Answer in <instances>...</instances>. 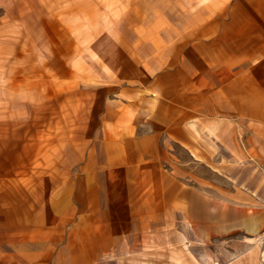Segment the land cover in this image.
<instances>
[{"label":"crops","instance_id":"0c3cea01","mask_svg":"<svg viewBox=\"0 0 264 264\" xmlns=\"http://www.w3.org/2000/svg\"><path fill=\"white\" fill-rule=\"evenodd\" d=\"M66 1L83 71L0 18V264H256L264 192L194 170L264 175V0Z\"/></svg>","mask_w":264,"mask_h":264},{"label":"rangeland","instance_id":"374dc122","mask_svg":"<svg viewBox=\"0 0 264 264\" xmlns=\"http://www.w3.org/2000/svg\"><path fill=\"white\" fill-rule=\"evenodd\" d=\"M63 7L71 8L72 2L68 3L66 0H0V18L10 21H20L22 26L30 30L38 48L48 57L49 73L67 75L68 73H72L73 66L74 68H79L80 71L85 69L82 68L83 65L79 64H64L62 56L59 53L63 49L56 47L57 43L60 44L64 37L66 39L65 43L72 40L74 34L71 26L74 18L66 13L62 14ZM57 11H59V15L56 14ZM63 23L66 29L65 32L60 31V26ZM65 52L66 55H70L71 50L67 48ZM52 82L54 83L53 86L56 87L57 81L53 80ZM194 175L198 178H207L210 190H214L215 187H223L225 190H229L232 186H236L258 194L264 192V175L259 174L255 168L247 163L227 171L226 177L229 179L215 176L211 173L207 174L206 171L199 167L194 170ZM234 181L236 183H233ZM223 245V248H226L225 252L226 250L230 252L227 253L229 254L227 257L235 258L230 264H250L248 261L249 257H247L248 244L241 242L237 246L236 244L229 243V241H225ZM239 254H241L240 257H238ZM252 254L255 262H257L256 264H263L264 241L254 244ZM160 260L162 263L165 262L167 264H194L187 255L182 254L170 257L169 262L166 257H162Z\"/></svg>","mask_w":264,"mask_h":264}]
</instances>
